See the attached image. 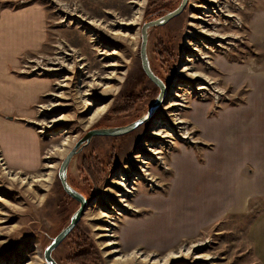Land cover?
<instances>
[{"label": "rangeland", "instance_id": "374dc122", "mask_svg": "<svg viewBox=\"0 0 264 264\" xmlns=\"http://www.w3.org/2000/svg\"><path fill=\"white\" fill-rule=\"evenodd\" d=\"M34 1L45 8V38L39 48L20 53L13 72L44 79L48 87L32 108L6 117L21 118L35 128L40 159L34 168L13 167L0 147V264H49L46 248L80 206L61 184L62 161L88 131L125 126L148 113L161 89L143 69L142 27L177 9L183 0ZM203 7L215 10L208 11L203 22L208 35L197 20ZM257 13H264V0H189L180 15L148 29L149 63L167 93L149 121L125 135L95 136L72 158L68 182L87 198L88 208L53 251L58 264H256L249 241L252 215L230 214L175 245L155 230L144 240L140 227L134 232L139 239L130 242L135 237L125 230L153 215L155 208L142 203L145 196L168 195L178 154L185 148L195 150L205 161L203 153L213 144L202 136L196 120L247 101L251 89L246 82L264 69V50L251 38ZM247 68L256 70L248 81L242 77ZM202 84L206 87L199 88ZM176 100L181 105L173 107ZM102 104L106 111L92 118ZM176 118L184 122L178 125ZM156 130L165 136L157 137ZM150 148L159 152L151 154ZM142 157L147 164L139 163ZM50 163L56 167L48 168ZM140 165L149 175L137 180L133 194L115 186L122 173L131 180L129 171ZM51 170L53 180L30 183ZM119 194H124V202ZM173 204L163 212L169 226V219L176 217ZM82 249L86 256L76 258Z\"/></svg>", "mask_w": 264, "mask_h": 264}, {"label": "crops", "instance_id": "0c3cea01", "mask_svg": "<svg viewBox=\"0 0 264 264\" xmlns=\"http://www.w3.org/2000/svg\"><path fill=\"white\" fill-rule=\"evenodd\" d=\"M0 9V147L10 166L29 169L37 166L41 150L39 133L21 118L10 120L9 113H23L39 101L48 84L44 79L31 78L13 72L20 53L39 48L46 34V12L39 1L1 0ZM252 21L253 43L264 50V13H257ZM10 34V36L8 35ZM14 65V66H13ZM258 70H261L258 67ZM263 74L250 76L251 89L247 101L226 107L218 115L196 120L202 136L213 144L203 154L185 148L176 157L174 177L168 195L145 196L143 204L155 208L152 216L142 222L131 223L126 232L134 233L140 227V236L155 230L159 238L175 245L182 239L199 234V230L230 215L254 216L249 227V241L256 264H264V69ZM242 72V70H241ZM256 70L249 68L247 76ZM255 75V74H254ZM248 81V80H247ZM243 82V81H242ZM7 116V117H6ZM202 116V115H201ZM197 185V197L192 205L173 204L176 217L166 224V202L173 199L172 190L184 185L187 172ZM193 170V172H192ZM181 174V175H179ZM183 174V175H182ZM185 176V177H184ZM183 191V188H182ZM193 212V213H191ZM193 214V218H192ZM177 222V223H176ZM153 237V236H152ZM156 239L157 246L158 239ZM160 248L163 246H159Z\"/></svg>", "mask_w": 264, "mask_h": 264}, {"label": "water", "instance_id": "95a60500", "mask_svg": "<svg viewBox=\"0 0 264 264\" xmlns=\"http://www.w3.org/2000/svg\"><path fill=\"white\" fill-rule=\"evenodd\" d=\"M189 0H183L180 6L173 10L170 13L165 14L164 16L146 22L142 27V43H141V59L143 69L146 72L147 76L157 84L161 92L156 98L155 102L150 106L148 113L141 118L135 120L134 122L127 124L125 126L120 127H109V128H95L88 131L84 137L79 140L72 148V150L65 156L59 170V178L61 184L65 190V192L78 202H80V206L77 211L73 214L70 223L54 238L53 242L46 248L44 253V258L49 264H58L57 261L53 257V251L72 233V231L76 228L80 220L82 219L83 215L85 214L88 208V201L87 198L78 192L72 185L68 182V166L74 157L83 145L88 144L93 137L95 136H121L128 134L147 121H149L155 114L157 108L162 104L164 97L167 93L166 85L161 78H159L152 70L147 53V43H148V29L154 25H164L168 23L171 19L175 18L176 16L180 15L183 10L185 9Z\"/></svg>", "mask_w": 264, "mask_h": 264}, {"label": "bare ground", "instance_id": "6f19581e", "mask_svg": "<svg viewBox=\"0 0 264 264\" xmlns=\"http://www.w3.org/2000/svg\"><path fill=\"white\" fill-rule=\"evenodd\" d=\"M211 1H213V0H211ZM214 1H216V0H214ZM220 2V1H219ZM219 2H218V4H219ZM216 3V2H215ZM211 9V8H210ZM209 9V7L207 8V7H203V10L205 11V12H203V16L201 17V16H199L198 18H197V20H201L202 21V24H203V22L204 21H206L207 20V16H208V11L210 12H215V10L213 9V10H210ZM228 10V9H227ZM243 17V16H242ZM243 20V19H242ZM89 22L88 23H90V24H99V23H97L95 20H91V19H89L88 20ZM98 21V20H97ZM99 22V21H98ZM121 24H129V23H121ZM131 24V23H130ZM202 33H205L206 35H208V34H210L211 32H209V30H205L204 29V24L202 25ZM215 29V28H214ZM232 36V35H231ZM199 42V41H198ZM197 42V43H198ZM202 42V41H201ZM204 42V41H203ZM206 47H209V46H206ZM193 50H198V51H200L201 50V48H200V46H197V47H193ZM246 53V52H245ZM262 53V52H261ZM262 55V54H261ZM250 60V59H249ZM260 61V60H259ZM258 64V63H257ZM260 64V63H259ZM189 69V68H188ZM252 69V68H251ZM192 74L193 75H195L196 77H198V79H200V80H204V78L205 77H203L202 76V74H200V73H198V72H192ZM254 76H256V75H254ZM182 85V84H181ZM206 86L204 85V84H202L201 86L199 85V88H205ZM118 88H119V86H117V87H115L113 90L115 91V92H117L118 91ZM180 88V87H179ZM183 87L181 86V89H182ZM113 91V92H114ZM108 92V91H107ZM224 91L222 90L221 91V93H223ZM177 95H178V93H176ZM218 99H219V97H218ZM223 99V98H222ZM87 100V99H86ZM216 100V99H215ZM92 103V102H91ZM178 105H181V103L180 102H178L177 100L176 101H174L173 102V104H172V106L173 107H175V106H178ZM218 106V105H217ZM106 109H107V105H105V104H102V105H100L99 107H98V110H96L94 113H93V116H92V118H97L98 116H100L102 113H104V111H106ZM176 112V111H175ZM91 121V120H90ZM184 121L183 120H181L180 118H176V124H181V123H183ZM66 131V130H65ZM155 134L157 135V137L158 136H165L164 134H165V132H163V131H161V130H156V132H155ZM74 140H72L71 141V143L73 142ZM64 144H67V143H64ZM69 144V143H68ZM149 146V145H148ZM150 150V152H151V154H157L159 151H157L155 148H150L149 149ZM140 153V152H139ZM64 154V153H63ZM138 156V155H137ZM142 160L141 161H139V163L140 164H147L148 163V161L146 160V158L145 157H142L141 158ZM1 161H2V158L0 159ZM3 166H4V169L7 171V172H9V174H10V170H8L9 168L8 167H5V163H1ZM54 167H56V164H53V163H50L49 165H48V168H54ZM11 171H12V169H11ZM128 171H129V167H128ZM130 173H131V180L130 179H128L127 177H125L126 175L124 174V173H122L121 174V176H119L118 177V182H116L115 184V186H119V187H122V188H124L125 189V191H126V194H133V192H135V190H136V188H135V186L134 185H136V183H137V180H140V178H145V177H147L148 178V175H149V172L147 171V169L143 166V165H140L139 167H135V169H131V171H129ZM192 172H193V170H192ZM52 174H53V171L51 170L49 173H47V174H41V175H37V176H35L34 178L35 179H33V180H31L30 181V183H32V182H38V181H48V180H53L51 177H52ZM187 174H188V176L187 177H185V180H184V185H182V187L181 188H177V190L176 191H174V190H172V197H173V199L171 200V201H169V202H166V203H164V204H168V203H171V202H175V203H177V202H179L180 201V203H178L179 205L180 204H184L185 206H188V205H192L194 202H195V200H196V197H197V185H196V183L193 181L194 179H192L191 178V173H190V170H189V172H187ZM14 175V174H13ZM179 175H181V174H179ZM183 175V174H182ZM12 176V175H11ZM15 177H13V178H17V179H20V178H18L17 177V175H14ZM124 178H125V180H124ZM152 178V177H151ZM26 177H23V180L24 181H26ZM21 180H22V178H21ZM129 181V183H127ZM130 181L132 182V183H130ZM182 188H183V191H182ZM121 197H122V201L124 200L125 201V199H124V194H119ZM177 200V201H176ZM123 201V202H124ZM181 202H183V203H181ZM125 205L127 206V204H126V202H125ZM191 213H193V212H191ZM118 214H119V212H118ZM192 218H193V214H192ZM1 221V220H0ZM177 223V222H176ZM112 224V223H111ZM109 244H111V243H109ZM114 252H116V251H114ZM177 252H172L171 254H175L174 256H178V254H176Z\"/></svg>", "mask_w": 264, "mask_h": 264}, {"label": "trees", "instance_id": "16d2710c", "mask_svg": "<svg viewBox=\"0 0 264 264\" xmlns=\"http://www.w3.org/2000/svg\"><path fill=\"white\" fill-rule=\"evenodd\" d=\"M66 227V226H65ZM81 248V247H80ZM79 248V249H80ZM86 251H85V249H82L81 251H79L78 253H77V255H76V258L78 257V258H83L84 256H86V253H85ZM85 259H80L79 261L81 262V261H84Z\"/></svg>", "mask_w": 264, "mask_h": 264}, {"label": "flooded vegetation", "instance_id": "af4514ba", "mask_svg": "<svg viewBox=\"0 0 264 264\" xmlns=\"http://www.w3.org/2000/svg\"><path fill=\"white\" fill-rule=\"evenodd\" d=\"M181 1H182V0H181ZM181 1H180V2H181ZM179 4H180V3H179ZM170 11H171V10H170ZM170 11H169V12H170Z\"/></svg>", "mask_w": 264, "mask_h": 264}]
</instances>
